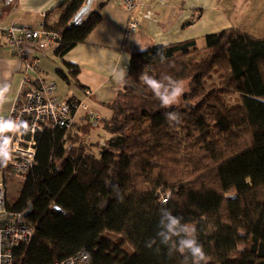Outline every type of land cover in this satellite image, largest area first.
I'll list each match as a JSON object with an SVG mask.
<instances>
[{
	"label": "trees",
	"instance_id": "trees-1",
	"mask_svg": "<svg viewBox=\"0 0 264 264\" xmlns=\"http://www.w3.org/2000/svg\"><path fill=\"white\" fill-rule=\"evenodd\" d=\"M83 2L64 0L44 23L58 35V58L100 20L91 12L72 21ZM62 64L58 76L84 91L79 68ZM145 74L186 81V105L164 108ZM123 81L104 104L106 138L90 142L74 124L36 134L33 166L9 206L33 235L13 264H51L81 250L91 264H194L168 255L158 238L146 247L161 207L195 225L204 264H264V36L230 27L205 34L202 48L187 39L134 51ZM172 111L179 124L166 119Z\"/></svg>",
	"mask_w": 264,
	"mask_h": 264
},
{
	"label": "crops",
	"instance_id": "crops-1",
	"mask_svg": "<svg viewBox=\"0 0 264 264\" xmlns=\"http://www.w3.org/2000/svg\"><path fill=\"white\" fill-rule=\"evenodd\" d=\"M63 1L0 0V24L39 28L42 22L51 23L57 19L58 6ZM135 1L138 30L129 43L122 41L126 12L117 0H84L72 21L78 22L91 12L100 15L86 40L72 47L62 58L49 50L35 53L40 59L38 75L55 83L57 96L77 98L86 105V109L76 111L72 130L90 142L109 135L100 124L101 120H108L111 116L104 104L114 97L121 81L120 73L123 77L126 75L131 52L187 39H194L196 46L202 48L205 34L230 27L254 36L264 33V8H259L258 0ZM41 13H44L43 17ZM252 17L254 19H249ZM62 61L79 68L77 79L88 91L87 95L58 76L57 69L66 71ZM34 78L35 74H32L30 82ZM4 85L8 86V91L0 103V115L8 112L23 90L22 64L0 41V86Z\"/></svg>",
	"mask_w": 264,
	"mask_h": 264
},
{
	"label": "built area",
	"instance_id": "built-area-1",
	"mask_svg": "<svg viewBox=\"0 0 264 264\" xmlns=\"http://www.w3.org/2000/svg\"><path fill=\"white\" fill-rule=\"evenodd\" d=\"M117 1L126 12L122 41L127 44L138 30L134 15L137 3L135 0ZM40 15L43 17L44 13ZM0 41L22 64L24 91L16 97L8 112L0 115V120L23 122L27 126L19 131L3 133L8 138L11 158L0 165V264H13L16 248L29 244L33 230L22 221L19 213L9 210L8 185L10 182L16 186L22 183L33 166L38 132L44 128L70 129L75 122L76 111L87 107L80 99L71 97L69 102L60 98L56 94L55 83L38 75L40 59L35 53L43 50L53 52L58 46L57 33L47 30L44 22L36 29L25 25L0 24ZM32 74H35V78L30 82ZM83 92L84 95L88 94L86 90ZM165 200L166 197L162 199ZM79 252L51 264H68Z\"/></svg>",
	"mask_w": 264,
	"mask_h": 264
},
{
	"label": "clouds",
	"instance_id": "clouds-1",
	"mask_svg": "<svg viewBox=\"0 0 264 264\" xmlns=\"http://www.w3.org/2000/svg\"><path fill=\"white\" fill-rule=\"evenodd\" d=\"M163 60V52L160 54ZM120 79L123 81V73H120ZM143 82L148 89L159 99L164 108H169L178 104L180 97L184 93V87L178 81L165 76L163 79H155L149 75L143 76ZM8 86H0V103L3 102ZM166 119L170 123L179 124L181 115L179 112L172 111L166 113ZM27 126L23 122H14L12 120H0V165L6 164L10 160V150L7 145V137L3 133L7 131H19ZM114 192L118 199L122 200L120 190L114 186ZM198 233L195 225L183 222V218L172 214V211L166 207L159 209L158 231L156 238L146 242V247L151 248L158 238L159 244L166 246L168 255L174 252L187 254L192 257L194 264H204L206 253L203 246L198 241ZM159 251V248H157ZM68 264H91V255L85 250H81L78 256L74 257Z\"/></svg>",
	"mask_w": 264,
	"mask_h": 264
},
{
	"label": "rangeland",
	"instance_id": "rangeland-1",
	"mask_svg": "<svg viewBox=\"0 0 264 264\" xmlns=\"http://www.w3.org/2000/svg\"><path fill=\"white\" fill-rule=\"evenodd\" d=\"M258 5H259V8L260 9L264 8V0H258ZM249 19H254V17L249 18ZM257 36L258 37L264 36V33H261V35H257ZM180 84L183 85L184 90H185L186 89L187 82L186 81L180 82ZM176 105L185 106L186 103H184L183 100L180 97L179 102ZM176 105H174V106H176ZM20 188H21V183L18 184L17 186H15V183L14 184L12 182L9 183V185H8V192H9V197H10V203H13L16 200V198L18 197V193L20 191Z\"/></svg>",
	"mask_w": 264,
	"mask_h": 264
}]
</instances>
